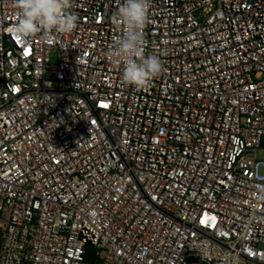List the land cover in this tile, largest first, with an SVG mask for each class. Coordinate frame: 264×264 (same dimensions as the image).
I'll use <instances>...</instances> for the list:
<instances>
[{
    "label": "built area",
    "instance_id": "built-area-1",
    "mask_svg": "<svg viewBox=\"0 0 264 264\" xmlns=\"http://www.w3.org/2000/svg\"><path fill=\"white\" fill-rule=\"evenodd\" d=\"M122 2L21 38L0 0V264H264V0H150L140 90L107 55Z\"/></svg>",
    "mask_w": 264,
    "mask_h": 264
},
{
    "label": "clouds",
    "instance_id": "clouds-1",
    "mask_svg": "<svg viewBox=\"0 0 264 264\" xmlns=\"http://www.w3.org/2000/svg\"><path fill=\"white\" fill-rule=\"evenodd\" d=\"M12 6L16 20L11 26L21 38L37 33L68 34L77 27V16L71 12L73 0H12ZM149 7L150 0H123L111 18L116 35L107 55L122 66L123 81L137 90L146 88L164 67V52H146L144 30ZM257 179L260 183L256 185L254 200L260 206L264 205V175L259 170Z\"/></svg>",
    "mask_w": 264,
    "mask_h": 264
},
{
    "label": "rangeland",
    "instance_id": "rangeland-1",
    "mask_svg": "<svg viewBox=\"0 0 264 264\" xmlns=\"http://www.w3.org/2000/svg\"><path fill=\"white\" fill-rule=\"evenodd\" d=\"M255 159L264 160V149H259L255 151ZM239 264H246V263H239Z\"/></svg>",
    "mask_w": 264,
    "mask_h": 264
},
{
    "label": "trees",
    "instance_id": "trees-1",
    "mask_svg": "<svg viewBox=\"0 0 264 264\" xmlns=\"http://www.w3.org/2000/svg\"><path fill=\"white\" fill-rule=\"evenodd\" d=\"M262 148H264V141H263V143H262ZM89 250L91 251V249H89ZM90 251H89V252H90ZM89 255H90V253H89ZM88 260H89V261H94V259H92V257H90V256L88 257Z\"/></svg>",
    "mask_w": 264,
    "mask_h": 264
}]
</instances>
